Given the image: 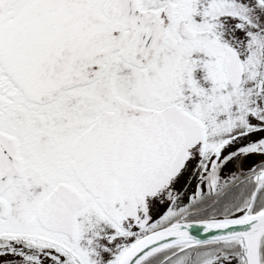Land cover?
<instances>
[{
    "label": "snow or ice",
    "instance_id": "1",
    "mask_svg": "<svg viewBox=\"0 0 264 264\" xmlns=\"http://www.w3.org/2000/svg\"><path fill=\"white\" fill-rule=\"evenodd\" d=\"M0 264H264V0H0Z\"/></svg>",
    "mask_w": 264,
    "mask_h": 264
}]
</instances>
